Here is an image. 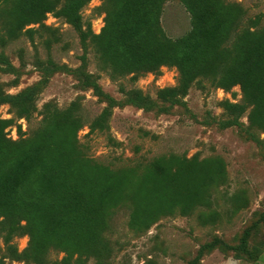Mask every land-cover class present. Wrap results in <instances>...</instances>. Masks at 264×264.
Masks as SVG:
<instances>
[{"label":"rangeland","instance_id":"1","mask_svg":"<svg viewBox=\"0 0 264 264\" xmlns=\"http://www.w3.org/2000/svg\"><path fill=\"white\" fill-rule=\"evenodd\" d=\"M104 1L80 30L66 0L0 5V264H264V0H196L206 46L135 78L107 70ZM161 24L191 28L178 2Z\"/></svg>","mask_w":264,"mask_h":264},{"label":"trees","instance_id":"2","mask_svg":"<svg viewBox=\"0 0 264 264\" xmlns=\"http://www.w3.org/2000/svg\"><path fill=\"white\" fill-rule=\"evenodd\" d=\"M90 0H66L61 13L68 22L76 29L82 27L81 10L88 4ZM208 3L215 0H206ZM11 0H0L1 4H7ZM167 2L180 3L190 16L191 28L182 36L172 38L168 36L161 24V15ZM201 2V1H200ZM104 6L110 12L106 15L105 28L106 33L112 29L114 25V10L120 12L117 18L120 26L116 30L119 35L113 46L105 54L107 70L111 75L120 73L117 68L122 66L134 73L133 78L143 72H157L161 65L172 64L177 66L180 71L186 69V65L190 58L198 53L199 47H205L204 42L208 28L221 15V11L205 10V8L197 7L196 0H105ZM132 23L136 26V29ZM29 33L32 30H28ZM100 38V37H99ZM102 39V38H100ZM235 46V41L224 47V51L231 52ZM217 48V47H216ZM243 92H246L244 82H240ZM10 102L16 106L21 113L29 111V101L23 95L10 98ZM238 106L225 104V109L231 112L237 111ZM6 122L0 121V129L4 128ZM102 125V126H101ZM104 127V116L99 119V127ZM32 169L28 170L29 173ZM34 174L38 173L35 169ZM27 175H23L19 181H10L7 186L2 189L8 191V195L18 196L23 183H26ZM25 178V179H24ZM33 179V177L31 176ZM24 179L23 182H20ZM33 197H37L34 194ZM247 233L242 238L245 243ZM192 262L191 264H194Z\"/></svg>","mask_w":264,"mask_h":264}]
</instances>
